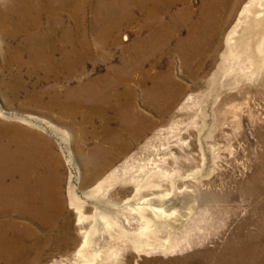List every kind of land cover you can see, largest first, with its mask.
Returning <instances> with one entry per match:
<instances>
[{
    "label": "rangeland",
    "instance_id": "374dc122",
    "mask_svg": "<svg viewBox=\"0 0 264 264\" xmlns=\"http://www.w3.org/2000/svg\"><path fill=\"white\" fill-rule=\"evenodd\" d=\"M83 1L76 28L71 5L63 15L79 33L78 45L69 46L79 55V74L47 79L32 66L7 65L9 40L0 35V264H264V196L244 188L264 163L261 73L248 104L224 103L220 93L232 70L227 37L240 12L218 34L219 21L208 25L221 13L202 10L218 0H177L164 18L176 30L164 42L167 54L143 76L134 47L143 35L139 1ZM189 5L196 14L188 18ZM196 23L207 42L198 70L199 53L188 64L194 51L183 42L191 44ZM121 76L130 79L101 113L53 108L57 96L87 100ZM160 82L175 88L170 108ZM50 150L59 159L55 171L48 169ZM34 151L46 164L35 165Z\"/></svg>",
    "mask_w": 264,
    "mask_h": 264
},
{
    "label": "bare ground",
    "instance_id": "6f19581e",
    "mask_svg": "<svg viewBox=\"0 0 264 264\" xmlns=\"http://www.w3.org/2000/svg\"><path fill=\"white\" fill-rule=\"evenodd\" d=\"M82 1L83 0H9L8 3H6V0H5V1L0 2V35L3 37V39H6V41L9 40L8 49L11 50L9 52V56L5 57L6 59L5 63L7 65L17 63V65H20L21 67H24V66L29 67L30 70H31L30 67L32 66L34 68V69L32 68L31 70L33 73L35 71L36 72L42 71V74L47 79L53 76L57 80V78L59 79L60 77L63 76V74L66 75L65 71H67L69 76H74L76 74H79V70H77V66L79 62V55L75 53V50L69 49L70 45L76 46L77 35L79 33L77 34L76 33L77 31L73 29L72 26L74 24L72 26L70 25L71 21L69 25L66 24L67 20L64 19L65 17L63 15H64V12H66V7L68 5H71L69 7L70 8L72 7V10H74L76 13V17H75L76 25L74 26L76 28L78 23H80L77 20V14H78L77 12L79 8L81 7L80 3ZM124 1L126 2L128 0H124ZM138 1H139L140 9L143 14V18L141 22V28L143 29V33L141 34L143 35H141V38L134 45V47L139 46L138 48H140V60H139V64L136 66H138V69L144 73L143 76H147L149 74V71H151L152 66L160 64V60L164 57V56L162 57L161 54L166 52V46H164V42L171 40L173 36L172 33L175 30L174 26L171 23H169V21L167 23L166 22L164 23V18L165 16H167L166 15L167 13H170L172 11L174 7L173 5L176 4L177 0H138ZM218 1L220 3L219 5L212 4L210 3L211 1L210 2L208 1L205 5H202L203 2L201 4L203 6L202 8L203 12H205L207 15L213 12L221 13L220 19L218 18V15H217L218 20L216 19L217 22L215 21V24L210 23L212 27L211 25L203 23L205 28L207 25L209 27L208 29L210 30L211 28H216L218 21H219L220 22V29L218 31V34H219V32L223 30V26L224 25L226 26L228 20L234 16L236 17L237 14L240 12L237 24L228 34V37H227L228 49L225 52V58L227 61V65L233 70V72L231 70L230 76L224 79L226 83L224 85L222 84L223 88L222 90H220L221 91L220 93L224 95V103H228V102L231 103L235 100L243 99L245 101V102L243 101V104L245 103L248 104L249 102L247 99L250 98L249 95L252 94L255 90L257 91V83L255 82L258 80L257 75L259 73H261L260 81H262V84L264 85V0H218ZM109 10L111 9L109 8ZM185 13L187 14L188 18L193 17L196 14V10L192 7V5H189L186 8ZM130 15L132 16L133 14L131 13ZM184 17H185V14H184ZM202 27L203 25H197V23L194 24L191 29L192 32H190V33L195 34V36L194 35L192 36L193 41H191V44L188 41L186 42L183 41L186 45L193 47V51H194V53H192L191 55H188V58L186 59V62L188 64L191 62L193 66L194 55L196 53L197 54L199 53L198 58L201 61L197 65L194 64L195 66H197L196 67L197 70L199 69V67L201 68V64L202 62H204L203 57H201L200 55L204 51V47H206V43H207V42L204 43L203 41L199 39V36L202 35V33L199 32ZM175 33H176V30H175ZM207 33L209 32L206 31V34ZM86 52H89V51H86ZM82 53L83 52H81V54ZM83 56H84V53H83ZM87 57H89V55ZM148 65H151V68H149L150 69L149 71L147 70L148 68L146 69ZM79 67H82V66H79ZM134 68L135 67H133L132 69ZM197 70H195V72ZM228 70L229 68H227L224 71V73H226V71ZM189 71H191V69H189ZM194 76L197 77L195 73H194ZM129 79H130L129 76L127 77L121 76V77H118L117 80H113L114 82L112 84H110L111 82L107 83V84H110V86H104V88L99 86L98 91L91 92L87 100L79 101L77 99L75 102L72 103L71 102L72 98L66 100L56 95L57 97L52 101L53 108L54 106L66 108L69 111L68 113H70L72 116H76L78 114L79 109L82 107H85L88 110H91L89 111V114L91 112L94 114L101 113L104 110V106L108 104L107 100L109 99V97L111 98V96H114L115 99H119V96L115 89H117L119 85L121 84H126L127 80ZM104 80L105 79H103V81ZM232 81H236L237 84H232ZM163 85L164 83L162 84V82H160V85L158 84L157 87L158 89H161L162 87V90H163L162 94L165 99L164 101L167 102L166 108H170L173 101L175 100L173 99V96L171 95L175 88L174 89L170 88L166 90ZM19 87L22 89L24 87V83H21L18 86V88ZM228 88H232L235 90L231 92V91H228ZM256 91H255V94H256ZM30 95L33 98L37 97L38 99H43L44 97L42 94H39L36 92L35 93L33 92L32 94L30 93ZM224 103L219 105L218 108L224 107L225 106ZM239 104L236 103L234 105H236L235 107L237 109L243 108L242 106L243 104L242 105H239ZM15 126H16L15 128L12 126L14 130L17 129V125ZM19 128L20 130H17V131H22V127H19ZM26 132L28 133V131ZM20 134L22 133H19V136H21ZM259 134L262 136L261 133ZM31 135L35 136V138H37L38 141H40L39 139L41 140L44 139V137H41V136L39 137L38 134L36 133L35 134L33 133ZM23 140L26 141L25 139L21 138V141ZM19 142L20 141H18V143ZM44 142L48 143L49 140L46 138L44 139ZM50 152L54 153L53 151L50 150L48 151V156ZM33 153H35V156L33 157H37L36 159L34 158V160H36V162L38 163V164L34 163L35 165L46 164L43 159V153L39 151H34ZM52 153H50V155L51 157L53 156V158H51L50 161L48 162V165H49L48 169L55 171L54 163H58L56 162V160L59 161V159L56 153L54 154ZM174 158L176 159L175 161L180 162L179 161L180 158L177 155H175ZM158 168H161L162 170L163 167L158 166ZM176 170H177L176 172L178 173L179 168L176 167ZM165 174L168 175V173H165ZM171 177H175V174H173V176ZM142 182L143 181H140L137 184L136 190L140 189V185L142 184ZM244 188L249 189V191L247 192H251V194L257 199H260L261 196H264V163L262 164L261 173L258 174V171L253 173L250 177L248 184ZM3 189L5 190V188ZM261 202H262L261 204L264 205V198ZM36 205L38 204L36 203ZM8 206H12V204L8 203ZM11 208L13 209L14 207L12 206ZM259 213L264 214V211L260 209ZM237 234L239 235L240 231H238Z\"/></svg>",
    "mask_w": 264,
    "mask_h": 264
}]
</instances>
